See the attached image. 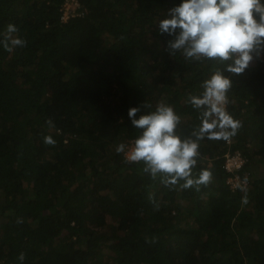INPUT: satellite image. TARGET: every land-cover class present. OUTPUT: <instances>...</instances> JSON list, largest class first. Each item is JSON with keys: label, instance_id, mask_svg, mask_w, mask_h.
I'll return each mask as SVG.
<instances>
[{"label": "trees", "instance_id": "obj_1", "mask_svg": "<svg viewBox=\"0 0 264 264\" xmlns=\"http://www.w3.org/2000/svg\"><path fill=\"white\" fill-rule=\"evenodd\" d=\"M63 1L0 0V34L13 24L27 42L0 46V264H264V50L241 74L223 70L242 126L199 141L192 174L211 182L168 188L115 149L140 134L131 107H173L182 138L200 124L188 96L214 63L171 55L159 32L181 0H79L66 22ZM235 150L245 187L226 183Z\"/></svg>", "mask_w": 264, "mask_h": 264}, {"label": "clouds", "instance_id": "obj_2", "mask_svg": "<svg viewBox=\"0 0 264 264\" xmlns=\"http://www.w3.org/2000/svg\"><path fill=\"white\" fill-rule=\"evenodd\" d=\"M18 28L9 24L0 34V46L11 51L23 47L26 40L18 35ZM159 32L174 36L167 41V50L173 56L180 53L185 61H211L213 70L201 83L200 95H189L188 102L200 112V124L190 136L181 137L177 127L180 116L173 107L160 103L155 110L139 115V107L128 109V116L140 134L131 142L128 151L120 143L115 151L124 153L125 162L142 163V172L168 188L181 189L207 185L212 180L210 170H202L193 177L192 170L199 156V141L229 140L241 128V122L227 111L228 92L232 81L223 70L241 74L257 55L264 50V2L262 0H181L168 10L167 17L159 21ZM145 108L150 105L145 104ZM46 123L52 126L51 119ZM46 144H54L45 136ZM180 181H183L181 184ZM156 210L159 205L155 204ZM244 202H247L245 197ZM18 223L22 222L20 220ZM146 242L154 243L155 238ZM25 259L21 252L17 258Z\"/></svg>", "mask_w": 264, "mask_h": 264}, {"label": "built area", "instance_id": "obj_3", "mask_svg": "<svg viewBox=\"0 0 264 264\" xmlns=\"http://www.w3.org/2000/svg\"><path fill=\"white\" fill-rule=\"evenodd\" d=\"M80 3L79 0H64L60 6V20L66 22L71 17L80 15L79 12ZM245 158L239 150L234 152H227L224 155L223 168L228 173L226 177V183L232 188L247 186V180L242 179L237 173L241 169Z\"/></svg>", "mask_w": 264, "mask_h": 264}, {"label": "rangeland", "instance_id": "obj_4", "mask_svg": "<svg viewBox=\"0 0 264 264\" xmlns=\"http://www.w3.org/2000/svg\"><path fill=\"white\" fill-rule=\"evenodd\" d=\"M130 145H131V144H130ZM130 145H128V146L126 147L125 151H128V150H129Z\"/></svg>", "mask_w": 264, "mask_h": 264}]
</instances>
